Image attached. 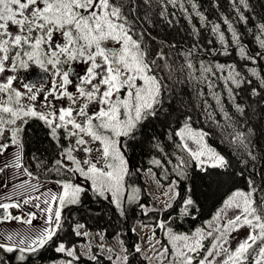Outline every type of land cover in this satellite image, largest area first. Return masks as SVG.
Here are the masks:
<instances>
[{"label": "snow or ice", "instance_id": "snow-or-ice-1", "mask_svg": "<svg viewBox=\"0 0 264 264\" xmlns=\"http://www.w3.org/2000/svg\"><path fill=\"white\" fill-rule=\"evenodd\" d=\"M159 2L161 17L171 6L173 17L178 10L189 22L193 15L205 22L202 26L210 28L218 37L223 49L221 54H230L221 24L210 21L200 11L197 0ZM142 3L150 6V0H142ZM230 3L239 14L238 20L246 24L247 18L240 6L247 9L248 0H230ZM135 12L136 6H128L127 0H0V73L6 68L12 72L26 70L31 65L50 74L47 84L24 83L23 91L14 87L16 75L0 82V175L11 170L10 179L19 181L12 183L10 190L0 191V224L15 221L20 225L11 231L0 228V250L17 253L16 259L21 264L29 255L49 245L63 230L64 210L78 205L86 191L82 184L76 183L78 176L121 216L127 204L140 200V188L130 182L134 173L129 170L125 151L128 140L135 139L133 133L139 126L157 116L165 85L158 74L157 59H149L144 33L138 32L130 19ZM222 20L232 43L238 46L240 57L255 64L260 53L251 55L240 43L234 22L227 16H222ZM167 22L173 23L171 19ZM257 27L258 46L264 49V23ZM54 34H58L62 42L54 43ZM194 35H199V29H195ZM211 43L209 40L208 44ZM198 47L193 45L188 49L184 63L173 71L187 70L198 82L206 81L210 89L216 87L214 78L222 79L225 85H230L227 91L234 97L239 93H234L233 88L252 83L235 64L193 62L191 58ZM159 59L165 57L161 55ZM76 64L86 65V68L79 72ZM247 70L264 89V75L255 67ZM70 86H74V91L69 90ZM251 91L259 95L257 89ZM40 95L44 96V103L38 110L35 101ZM49 97L54 101L66 99L67 104L57 108ZM235 107L241 113L244 111L240 104ZM223 111L225 118L231 121L227 110ZM33 119L43 123L58 149L51 166L45 167L46 162L40 161L37 169L41 171L36 172L26 165L24 157V132ZM175 136L179 138L177 147L187 153L201 171L229 167L227 159L207 144L208 133L193 129L187 120L175 131ZM242 138V133H237L236 140ZM10 148L12 151L6 156ZM81 153L82 156L78 155ZM153 163L167 171L159 160ZM173 172L177 177L187 178V164L182 156L177 157ZM49 174L56 178L52 179ZM248 185L247 191L237 189L227 194L211 220L191 234L178 233L170 227L169 221L157 220L155 228L162 232L167 243L156 241L160 247L153 245V256L145 259L149 264L153 261L157 264H217V259L222 257L220 264H264V188H257L251 180ZM0 187L7 189L8 184ZM178 189L179 182L172 181L164 193L168 202L163 210L173 206L172 202L180 196ZM189 192L186 188L180 214L189 215L195 207ZM141 208L147 212L144 205ZM230 210L236 214L229 217ZM14 211L17 214L14 215ZM83 227L75 226L73 231L77 236L89 235L79 231ZM243 228L248 229V234L233 249L232 234ZM55 251L70 258L62 264H73L80 259L76 248L64 242H60ZM135 251L140 253L142 249L136 245ZM122 252L125 254L117 255L116 264H127V249L122 248Z\"/></svg>", "mask_w": 264, "mask_h": 264}, {"label": "trees", "instance_id": "trees-1", "mask_svg": "<svg viewBox=\"0 0 264 264\" xmlns=\"http://www.w3.org/2000/svg\"><path fill=\"white\" fill-rule=\"evenodd\" d=\"M197 3L200 11L210 21L221 24V30L225 32L229 42L228 52L230 54H221L223 49L218 42V37L210 31V28L202 26L205 22L198 17L193 15L192 21L189 22L178 10H176V16L173 17L174 10L171 6L161 17L159 0H150V6L142 3V0H127L128 6H136V12L130 15V19L136 24L137 31L144 33V44L147 46L148 53L156 54L157 51H161V55L165 57V59L158 58L157 64L159 65L158 74L163 80L164 89L168 95L156 119L141 130L137 141L127 146L129 170L134 173L130 182L141 190L139 202L127 204L125 214L121 216L111 203L97 197L91 191L90 195H85L78 205L66 208L69 216L64 224L70 232L73 233L71 229L73 224L81 223L92 230L104 231L109 237L121 234L129 245L128 254H133L138 241L135 232L136 222L155 227L157 220H167L174 231L191 233L197 227L203 226L205 221L211 220L227 194L237 189L247 191L249 180L253 181L257 188H264V89L259 87V81L247 70L248 67H255L261 75H264V49L259 48L256 39L259 32L257 26L264 23V0H248L247 9L240 6L241 12L247 18L246 24L238 20L239 14L235 12L230 0H197ZM145 13L148 15L145 16ZM222 16H227L234 22V27L240 35V43L251 55L256 56L260 53L256 57L255 64L240 57L238 46L232 43L231 34L227 26L223 24ZM168 19L173 21L171 25L167 22ZM193 25L195 29H199L198 36L194 35ZM209 40L212 41L211 44H208ZM193 45L199 46L196 54L191 58L193 62L197 64L200 61L209 64H235L237 70L252 83H245L239 89L233 88L234 93H239L234 97L227 91L230 85H225L222 79L214 78L216 87L210 89L206 81L198 82L187 70L173 71L179 69L184 63V54ZM200 48L203 50L201 51ZM212 49L216 51L211 52ZM254 88L259 91V95L252 94L251 90ZM195 89L199 90L200 96L196 97L194 102L191 94ZM217 94L219 102H217ZM205 102L211 106L210 109L216 119L222 122H225L226 118L224 119V114L220 110L226 109L228 112L237 104L243 106L242 113L237 109L235 112L236 116L243 119L242 126L254 132V140L248 148L251 155L250 157L244 155L206 132L208 133L207 144L227 159L229 167L227 170L208 168L207 171H201L198 164L193 161L190 165L186 163L187 178L177 177L171 166L176 165L178 157L179 138L175 136V131L186 120L193 129H201V121L206 118ZM32 143L41 154H44V150L48 148L47 142L38 136H34ZM154 160H159L167 169L165 172L167 179L162 178V168L154 164ZM147 170L155 171L164 183H170L173 179L179 182L180 196L172 202L173 206L170 209L148 210L145 213L141 208V205L148 208L151 204L148 201L143 178V173ZM186 188L190 189L188 194L195 202V207L191 209L189 215L180 214L179 211ZM63 233V231L58 233L57 237L46 245L45 250L41 249L29 255L23 264H47L48 259H70L55 251L60 239L65 237ZM16 257L15 252L6 253L0 250V264H21ZM74 263L114 264L107 256L99 254L95 259L82 256Z\"/></svg>", "mask_w": 264, "mask_h": 264}, {"label": "rangeland", "instance_id": "rangeland-1", "mask_svg": "<svg viewBox=\"0 0 264 264\" xmlns=\"http://www.w3.org/2000/svg\"><path fill=\"white\" fill-rule=\"evenodd\" d=\"M191 96L193 98V101L195 102L196 97L200 96L199 90L195 89L194 93L191 94ZM210 107L211 106L207 102L204 103V111L206 114V118L202 119L201 129L198 130H203L204 132L211 133L213 136H215V138H217L224 144L230 146L231 148L237 149L240 152H242L244 155L250 157L248 148L252 143V141L254 140V132L245 129L242 126L241 122L243 121V119H241L239 116H236V112H235L236 108L231 107L227 112L229 116L232 117L231 121L226 119L225 122H222L216 119ZM222 109L224 108L222 107ZM220 111L222 114H224L222 110ZM223 116L225 119V115ZM237 133H242L243 135V138L239 141L236 140ZM180 156H182L185 163L189 165L192 164L194 161L187 155V153H184L180 148H178V157ZM171 166H173L174 168L173 164ZM128 167H129V163H128ZM161 173H162V177H166L164 179H167L165 171L162 170ZM143 178H144V184L146 186V192L148 195V201L151 203L150 205H148L147 211L153 209L164 211L163 209L165 207V204L168 202L167 197H165L164 193L168 191V187L172 182L164 183L161 177L158 176L157 173L152 170L145 171L143 173ZM235 214L236 213L234 210H230L228 213L229 217ZM76 225H83V224L81 223L73 224L71 227L72 231ZM2 229L6 231L15 230V228L13 227L9 228L6 227V225L2 226ZM154 230H155V236H153ZM62 231L64 232L63 234L65 237L60 239V242H64L69 247L74 246L76 248V254L79 257L84 256L90 258L91 256L97 257L98 254L105 255L108 258L111 257L112 258L111 260L113 261L114 264H116L117 255L123 256L125 254L124 252H122V248L127 249V255H128L127 264H149V261L145 259V257L153 256L155 250L153 245H155L156 248L160 247V245L156 244V241H160L161 244L167 243L164 235L158 228L144 225L141 222L135 223V232L138 236V241L136 245H139L142 251L140 253H137L135 251L133 254H128L129 245L127 244L125 238L121 236V234H117L113 237H109L107 233L104 231H95L84 225V227L79 229V231L80 232L86 231L89 233V235L87 237L77 236L74 231L73 233L69 231L68 227H66V224H63ZM247 234H248L247 228H243L240 231L233 233L232 238L230 240L231 247L234 249L240 241L246 238ZM205 245L207 247V241L205 242ZM45 249L46 246L43 248V250ZM109 249H111L112 251L111 252L108 251ZM220 259H222V257L217 259V264H220ZM48 260L49 263L47 264H62V262L67 259L58 258V259H48ZM73 264L75 263L73 262ZM152 264H157V262L153 261Z\"/></svg>", "mask_w": 264, "mask_h": 264}, {"label": "flooded vegetation", "instance_id": "flooded-vegetation-1", "mask_svg": "<svg viewBox=\"0 0 264 264\" xmlns=\"http://www.w3.org/2000/svg\"><path fill=\"white\" fill-rule=\"evenodd\" d=\"M135 24V23H134ZM135 28L137 30V26L135 24ZM53 42H62L60 36L58 34H54V38H53ZM111 46V45H110ZM161 51H157V53H150L149 54V59H158L161 56ZM86 68V65L83 64H76L75 65V69L79 72H83V70ZM10 75H16L17 76V81L14 82V87L20 89L21 91H23V84L24 83H40V82H44L45 84H47L48 82V78L50 74H45L43 72H41L37 67L35 66H29L28 69H22L20 71L17 72H12L10 70H8L6 68L4 73H0V82H5L7 77ZM51 79H56V77H51ZM44 86V85H41ZM70 91H74V86H70L69 87ZM168 95L167 91L163 88L162 89V104H164V100L165 97ZM49 101H51L53 104L56 105L57 108H59L60 106H64L67 104L66 99L65 100H52L51 97L48 98ZM44 103V96L40 95L38 96L37 101H35V105L37 107V109H40L41 104ZM161 104V105H162ZM159 112V111H158ZM156 119L150 117L148 120L144 121L140 126H139V130L137 132H134L133 135L135 137V139H129L127 146L130 143H133L135 141L138 140V134L141 132V130L145 127L148 126L152 120ZM182 125H180L178 128H180ZM177 128V129H178ZM34 136H38L39 138H42L43 140H45L47 142L48 148H46V150H44V154H41L38 152V150L36 149V147H33V140H34ZM24 141H25V151H24V157H25V163L27 166L30 167V170L36 172V171H41L40 169H37V163L40 161H45V167H50L53 160L57 158V146L55 144V142L49 138L48 135V130L47 128L43 125V123L39 120L33 119L29 122V124L26 126L25 128V132H24ZM61 143H64L63 140H61ZM12 151V149L10 148L8 150V153H5V155L7 156L10 152ZM127 151V149H126ZM125 151V156L127 159V154ZM82 156L81 154H78ZM33 156L36 157V159H33ZM2 159V158H0ZM128 160V159H127ZM153 171V170H152ZM10 175H11V170H6L4 174L0 175V186H3L4 184H8V188L7 189H3L2 187H0V191H8L11 189V185L12 183H17L19 181H13L10 179ZM50 177L52 179H55L56 177L49 174ZM76 183L82 184L86 191L82 194L81 196V202L84 198L85 195H90L91 190L89 188V185L86 181H83L82 178H80L79 176L76 178ZM50 187H55V185H49ZM27 210V209H25ZM14 215L17 214L15 211L13 213ZM69 216L68 210L65 209L64 210V217H66L65 219H67V217ZM65 221V220H64ZM36 223V222H34ZM0 228H2V226L6 227H13L15 229H17L18 227H20V225H18L15 221L9 223H4V224H0Z\"/></svg>", "mask_w": 264, "mask_h": 264}]
</instances>
